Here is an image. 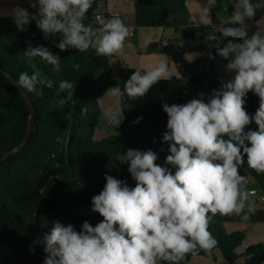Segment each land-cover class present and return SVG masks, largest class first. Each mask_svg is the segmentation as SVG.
Masks as SVG:
<instances>
[{"label":"clouds","instance_id":"clouds-1","mask_svg":"<svg viewBox=\"0 0 264 264\" xmlns=\"http://www.w3.org/2000/svg\"><path fill=\"white\" fill-rule=\"evenodd\" d=\"M28 3L36 12L20 7L13 10L17 29L25 31L35 21L45 38L61 37L55 45L61 51L73 48L86 52L93 48L98 56H113L123 49L129 35L119 17L103 24L102 35H97L92 25H85L93 0ZM262 8L264 0L255 4L239 0V7L227 22L239 27L222 26L219 36L207 37L217 42L213 47L218 55L229 60L226 69L235 73L232 80L220 90L213 89L207 101L194 98L184 104L162 105L168 116L162 137L168 145L167 166L156 163L158 156L152 150L118 153L116 161L128 165L135 187L106 174L104 188L91 200V211L103 217L102 221L93 226L85 220L79 231L72 224L54 221L51 230L34 241L43 246L44 264H181L188 254L195 255L199 250L211 254L216 247L217 240L208 230L212 217L235 214L245 221L250 218L255 209L249 206L245 212L249 192L242 188L244 177L239 168L246 156L249 168L264 173V33L257 31L249 38L245 18H253ZM227 37L243 42L228 40L220 47L219 42ZM25 55L39 57L60 70V56L47 47H32L29 42ZM209 58H214L211 52ZM75 67L79 69L78 64ZM39 75L22 72L15 85L35 92L37 84L42 83ZM170 76L167 61L161 59L151 70L135 71L123 89L115 87L111 91L135 100ZM58 87L59 92L67 93L61 103L74 105L75 85L61 80ZM250 91L259 97L254 116L245 109ZM81 111L86 113L87 108ZM107 120L118 128V110L109 109ZM253 120L258 131L246 132ZM29 250L34 252L31 246Z\"/></svg>","mask_w":264,"mask_h":264},{"label":"trees","instance_id":"trees-1","mask_svg":"<svg viewBox=\"0 0 264 264\" xmlns=\"http://www.w3.org/2000/svg\"><path fill=\"white\" fill-rule=\"evenodd\" d=\"M98 1L93 0V6L83 21L93 28ZM132 1L146 6H161L178 0ZM28 11L34 13L36 9L29 8ZM253 20L264 24V8L257 10ZM58 36L45 38L35 22L21 32L13 17H0V70L16 81L22 72L29 75L38 72L42 81L37 84L35 92L24 91L35 107L28 143L19 153L0 164V264H44L46 254L43 246L34 241L49 232L54 221L72 224L77 231L85 220L93 226L101 222L103 217L98 213L86 215L82 211L92 208V197L104 188L106 174L127 182L130 176L128 165L116 161L118 153L124 154L127 149L152 150L158 156L156 163L165 165L169 151L162 137L167 131L168 116L162 105L186 103V88L182 80L200 88L203 93L201 99L205 101L211 97L213 89L223 87L211 71L218 55L213 47L216 41L209 40L202 68L189 63L181 47L164 46L160 52L172 59L179 76L160 80L144 97L133 100L126 94L120 96L121 108L129 109L130 113L118 128L115 127L117 135L96 140L94 134L101 116L99 98L110 87L123 89L136 70L123 67L119 78L113 79L110 56H98L92 48L86 52L77 49L61 51L55 46ZM29 42L32 47L44 46L59 55L60 70L56 71L54 66L39 57H27L25 50ZM219 43L223 47L225 38ZM210 52L213 59L209 58ZM77 64L79 69L75 67ZM100 70L106 73L104 80L96 79ZM61 80L75 85L74 105L61 103V99L67 97V93L59 92ZM245 100L246 111L254 116L259 107V97L250 91ZM82 108H87V112L82 113ZM138 118L142 119L134 123ZM28 122L29 109L23 96L0 72V158L20 145ZM128 123L132 128H128ZM249 130L258 131L254 120L246 126L245 131ZM241 167L264 191V173L258 174L249 168L246 156ZM135 183L131 187H135ZM208 230L217 240L211 254L199 250L195 255L188 254L181 264H191L190 259L195 256L216 261L217 253L224 259L222 264H245L239 262L237 253L245 240L244 233H227L221 224L211 220ZM30 246L34 252L29 250ZM262 250L263 245L257 244L249 247L244 255H258Z\"/></svg>","mask_w":264,"mask_h":264},{"label":"crops","instance_id":"crops-1","mask_svg":"<svg viewBox=\"0 0 264 264\" xmlns=\"http://www.w3.org/2000/svg\"><path fill=\"white\" fill-rule=\"evenodd\" d=\"M20 8H31L28 0H12ZM254 4L256 0H251ZM239 7V0H178L161 6H146L132 0H99L96 4L95 14H103L105 22L111 18L119 17L129 29L123 49L111 57L113 67V79L119 78L120 69L130 67L136 71L151 70L155 64L164 59L167 61L171 76H179L176 65L172 59L160 52V49L168 45H176L183 49L184 58L196 68H202V60L208 50L207 37L220 34L219 28L239 25H231L227 22L231 20L232 14ZM207 9V13L205 12ZM242 10V9H241ZM35 22V21H33ZM247 33L251 35L257 31L264 33V24L254 22L253 18H245ZM131 31L133 34L130 35ZM102 28L97 31V35H102ZM60 36L56 41L59 42ZM235 43H242L239 38L227 37ZM73 49V48H69ZM93 49V48H92ZM229 60L217 55L211 71L224 84L234 78L235 73H230L226 69ZM106 73L100 70L96 73V79L104 80ZM185 88V102L194 98H202V90L192 85L187 80H182ZM108 88L102 96L101 106L107 116L109 109L118 110L119 119H126L130 113L129 109L121 108L120 96L112 94ZM239 174L244 177L242 188L248 192L257 190L261 192L258 182L242 167ZM128 181V180H127ZM255 209L250 214V218L245 221L241 216L219 215L212 217V222L221 224L227 233L242 232L245 235L243 244L238 248L240 256L239 262L263 263L264 264V202L259 196L250 195L246 202L245 212L248 207ZM211 216V213H209ZM262 244L263 250L258 255H244L245 251L254 245ZM216 261L195 256L190 259L191 264H222L224 259L217 253Z\"/></svg>","mask_w":264,"mask_h":264},{"label":"rangeland","instance_id":"rangeland-1","mask_svg":"<svg viewBox=\"0 0 264 264\" xmlns=\"http://www.w3.org/2000/svg\"><path fill=\"white\" fill-rule=\"evenodd\" d=\"M11 1L12 0H0V17H13V10L19 7V5L16 2L12 3ZM98 103L101 110V116L99 118V122L95 130L94 138L96 140H101L108 136L117 135L115 127L108 123L107 116L104 112V108L103 106H101V104L103 103L102 97L99 98ZM120 120L123 121L122 119ZM128 128H132L131 123L130 124L128 123ZM133 183L134 180L131 178V174H130L127 184L129 187H131ZM82 213L86 215L94 214V212H92L90 208L84 209Z\"/></svg>","mask_w":264,"mask_h":264},{"label":"water","instance_id":"water-1","mask_svg":"<svg viewBox=\"0 0 264 264\" xmlns=\"http://www.w3.org/2000/svg\"><path fill=\"white\" fill-rule=\"evenodd\" d=\"M0 72H2L10 81L11 83L14 85V87L16 89L19 90V92L21 93V95L23 96L28 109H29V122H28V126L26 129V133H25V137L23 139V141L20 143V145H18L16 148L10 150L9 152H7L6 154H4L1 158H0V164L3 163L4 161H6L9 157L19 153L24 146L28 143L29 139H30V135H31V130H32V119L35 115V107L34 104L32 103L31 99L29 98V96L21 89H19L18 87H16L15 85V79L8 73L0 70Z\"/></svg>","mask_w":264,"mask_h":264},{"label":"built area","instance_id":"built-area-1","mask_svg":"<svg viewBox=\"0 0 264 264\" xmlns=\"http://www.w3.org/2000/svg\"><path fill=\"white\" fill-rule=\"evenodd\" d=\"M104 23H105V16L103 14H95V27H94V29L99 31L103 27ZM218 32L220 33V28H219ZM132 34H133V31H131L130 35H132ZM249 194L259 196L260 201L264 202V191L263 190H261L260 193H258L257 190H251V191H249Z\"/></svg>","mask_w":264,"mask_h":264}]
</instances>
